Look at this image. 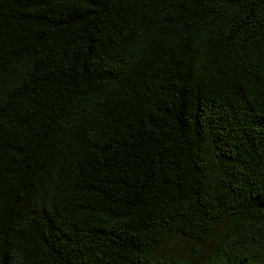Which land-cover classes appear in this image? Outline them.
I'll use <instances>...</instances> for the list:
<instances>
[{
  "label": "trees",
  "instance_id": "obj_1",
  "mask_svg": "<svg viewBox=\"0 0 264 264\" xmlns=\"http://www.w3.org/2000/svg\"><path fill=\"white\" fill-rule=\"evenodd\" d=\"M0 264H264V0H0Z\"/></svg>",
  "mask_w": 264,
  "mask_h": 264
}]
</instances>
